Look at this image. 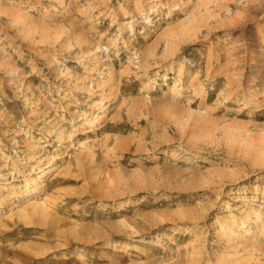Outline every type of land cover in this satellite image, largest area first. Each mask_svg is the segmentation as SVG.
<instances>
[{
	"label": "rangeland",
	"instance_id": "374dc122",
	"mask_svg": "<svg viewBox=\"0 0 264 264\" xmlns=\"http://www.w3.org/2000/svg\"><path fill=\"white\" fill-rule=\"evenodd\" d=\"M0 264H264V0H0Z\"/></svg>",
	"mask_w": 264,
	"mask_h": 264
},
{
	"label": "bare ground",
	"instance_id": "6f19581e",
	"mask_svg": "<svg viewBox=\"0 0 264 264\" xmlns=\"http://www.w3.org/2000/svg\"><path fill=\"white\" fill-rule=\"evenodd\" d=\"M59 1H61V0H59ZM188 27V26H187ZM192 27H188V29H186V28H184L183 30L182 29H180V31L179 32H177L176 34L175 33H173L172 32V34H170V35H176V36H181V37H184V36H186V35H189V31L191 32L192 31ZM182 30V31H181ZM184 38H186V37H184ZM188 38V37H187ZM174 49H175V47L174 46H170V48H169V50H168V56H170V55H173V53L175 52L174 51ZM96 55H94V57H95ZM167 56V57H168ZM96 58V57H95ZM94 58V59H95ZM97 59V58H96ZM143 65H145L146 64V62L144 61L143 63H142ZM147 66V65H146ZM143 67V66H142ZM146 68V67H145ZM112 76V75H111ZM139 77V76H138ZM112 78H113V76H112ZM116 79V78H115ZM96 83H98L99 84V82H96ZM88 84V83H87ZM101 84V83H100ZM96 85V84H95ZM99 86V85H98ZM145 86V85H144ZM85 87H86V85H85ZM105 88V87H104ZM108 88H110V87H107V89ZM149 88V87H148ZM86 89H87V87H86ZM110 89H112V87L110 88ZM145 90H147V89H145ZM150 90V89H149ZM103 91V90H102ZM112 91V90H111ZM109 92H110V90H109ZM112 93V92H111ZM113 93H114V91H113ZM104 95V94H103ZM110 96H111V94H110ZM114 96V95H113ZM112 96V97H113ZM102 99V98H101ZM112 99V98H111ZM104 104H105V102H102V100H100L97 104H96V106H97V108L96 109H98L99 111H103L104 110ZM190 113H193L192 111H189ZM132 113V112H131ZM167 113V112H166ZM169 113V112H168ZM171 114H173V113H171ZM196 114V113H195ZM94 119L95 120H99L100 119V116H99V113H97V112H95L94 113ZM197 139H199V138H197ZM246 140V139H245ZM195 142H197V140H194ZM246 142V141H245ZM117 143H121V142H117ZM191 143H193V142H191ZM36 147H37V145H36ZM189 148V147H188ZM248 148V147H247ZM246 149V148H245ZM252 149V148H251ZM253 149H255V148H253ZM258 149V148H257ZM259 149H261V148H259ZM262 150V149H261ZM259 151V150H258ZM245 152H247V151H245ZM84 153V152H83ZM190 153V152H189ZM248 153V152H247ZM78 154V153H77ZM81 154V153H80ZM79 156V155H78ZM77 156V157H78ZM81 158H82V155H81ZM49 159V158H48ZM52 159V158H51ZM49 162V161H48ZM47 164V163H46ZM41 172L42 171H44L43 169H41L40 170ZM39 172V171H38ZM47 174V173H46ZM46 174H43V175H46ZM30 183H32L33 184V186L34 185H36L37 183H39V182H37L36 181V179L35 178H32V180L29 182V183H26L25 185H24V187H25V189L27 190V188H28V185L30 184ZM27 192V191H26ZM38 198V197H37ZM37 198H35L34 199V201H33V203H30L29 204V206H28V208H29V212L31 213V214H34V213H42V212H44L43 211V207H42V202L40 203L38 200H37ZM44 207H46V206H44ZM9 210H11V208L10 209H8V210H5L4 212H9ZM251 215V210L249 209V210H247L246 211V214H245V217L244 218H242L241 220L243 221L245 218H248L249 216ZM17 216L18 217H20V218H22V219H25L26 217H27V215H25V214H22V212H17ZM257 216V215H256ZM259 217V216H258ZM249 219V218H248ZM248 219H245V220H248ZM229 221V220H228ZM227 221V222H228ZM241 221V222H242ZM249 221V220H248ZM225 221H223V223H224ZM245 222V221H244ZM244 222H242L243 223V225H245L244 224ZM253 222V221H252ZM254 222H257V219H254ZM253 222V223H254ZM222 223V224H223ZM241 223V224H242ZM255 224V223H254ZM242 225V226H243ZM247 226V225H246ZM235 230V229H234ZM240 230V229H239ZM236 231V230H235ZM245 233V232H244ZM257 236H258V232L257 233H255ZM244 235V234H243ZM243 235H241V233H238V237H240V238H243V239H245V237L247 236L246 234V236L244 237ZM255 235V236H256ZM224 237V239L225 240H229L228 239V237L227 236H223ZM252 237V236H251ZM253 238V237H252ZM257 238H259V236L258 237H254V241L255 240H257ZM248 239H250V237L248 238ZM248 239H245V240H248ZM252 240V239H251ZM235 241V240H234ZM253 242V241H252ZM256 242V241H255ZM233 243V242H232ZM235 243V242H234ZM253 244H254V242H253ZM256 245V244H255ZM258 246V245H257ZM255 247V246H254ZM232 248V247H231ZM252 249H256V248H252Z\"/></svg>",
	"mask_w": 264,
	"mask_h": 264
}]
</instances>
